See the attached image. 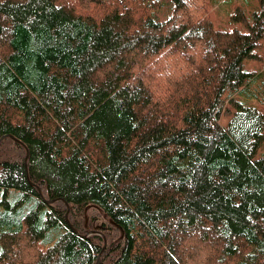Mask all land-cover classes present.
<instances>
[{
    "label": "trees",
    "instance_id": "16d2710c",
    "mask_svg": "<svg viewBox=\"0 0 264 264\" xmlns=\"http://www.w3.org/2000/svg\"><path fill=\"white\" fill-rule=\"evenodd\" d=\"M258 4L0 0V264H264Z\"/></svg>",
    "mask_w": 264,
    "mask_h": 264
},
{
    "label": "rangeland",
    "instance_id": "374dc122",
    "mask_svg": "<svg viewBox=\"0 0 264 264\" xmlns=\"http://www.w3.org/2000/svg\"><path fill=\"white\" fill-rule=\"evenodd\" d=\"M240 10L245 17L247 24H252L254 15L259 13L258 0H212L210 11L207 13V20H209L213 27L222 31L248 32L245 24L238 20ZM163 14V13H162ZM256 54L260 57L259 60L244 59L242 66L246 72H254L260 75L261 69H264V37L260 40V46L255 50ZM263 74V73H262ZM251 78V77H250ZM238 94L233 96V99L237 102H246L245 99ZM257 101V100H256ZM255 100L252 103H243L245 105L253 106ZM231 114H222L220 117V123L223 127H226L230 121ZM264 154V141L258 147L254 158L260 157Z\"/></svg>",
    "mask_w": 264,
    "mask_h": 264
},
{
    "label": "water",
    "instance_id": "95a60500",
    "mask_svg": "<svg viewBox=\"0 0 264 264\" xmlns=\"http://www.w3.org/2000/svg\"><path fill=\"white\" fill-rule=\"evenodd\" d=\"M5 137H10L11 139H13L12 136H10V135H5V136H2V137L0 138V141H1L3 138H5ZM15 141H16V140H15Z\"/></svg>",
    "mask_w": 264,
    "mask_h": 264
}]
</instances>
